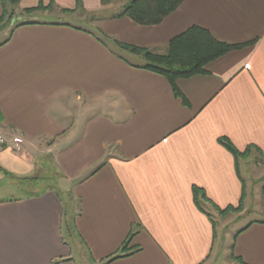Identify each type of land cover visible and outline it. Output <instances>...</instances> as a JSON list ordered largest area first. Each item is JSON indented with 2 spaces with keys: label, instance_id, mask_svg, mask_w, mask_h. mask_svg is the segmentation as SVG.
I'll use <instances>...</instances> for the list:
<instances>
[{
  "label": "crops",
  "instance_id": "0c3cea01",
  "mask_svg": "<svg viewBox=\"0 0 264 264\" xmlns=\"http://www.w3.org/2000/svg\"><path fill=\"white\" fill-rule=\"evenodd\" d=\"M81 2L92 14L114 7ZM77 5L0 0V15L13 10L0 31V126L26 141L21 152L0 144V181L42 170L55 180L29 196L0 192V264H264V0H185L158 25L112 14L92 27L65 16ZM193 25L254 43L179 79L186 105L116 40L162 53ZM220 137L262 154L237 160ZM194 186L223 209L244 194L246 223L219 230ZM132 232L131 253L110 258Z\"/></svg>",
  "mask_w": 264,
  "mask_h": 264
},
{
  "label": "trees",
  "instance_id": "16d2710c",
  "mask_svg": "<svg viewBox=\"0 0 264 264\" xmlns=\"http://www.w3.org/2000/svg\"><path fill=\"white\" fill-rule=\"evenodd\" d=\"M21 0H7L10 5H17ZM185 0H126L121 9L117 13L113 14L111 18H130L133 22L140 25H158L164 20L168 15L173 13L177 7H179ZM114 0H101L102 5L108 6L112 4ZM53 7V2L48 5L38 4L36 7L27 8L28 14L33 13L36 10H46ZM78 10L85 11L81 0H78V5L72 9H63L65 13L75 12ZM13 10L5 9L0 15V31L8 28L11 25ZM94 19V16L92 17ZM87 21V20H86ZM36 21L22 22L17 25L24 23H32ZM14 25V26H17ZM101 34H104L102 30L99 29ZM120 47L128 49L136 54L142 55L146 60V64L143 68L155 72L164 76L170 83L172 90L177 98H180L182 102L189 105V101L182 90L179 88L177 81L182 78H189L194 75L207 73V65L214 61L215 58H219L221 55L228 54L230 51L242 48L249 45L251 42L242 43H227L225 41L219 40L209 29L193 25L186 29L185 31L177 34L170 39L169 43L166 45L165 52H154L148 48L138 47L136 45L124 44L121 41L116 40ZM227 137H220L218 142L223 145L228 151L231 152L238 160L239 158L247 157L253 147H255L258 152L261 150L254 146L249 145L246 150H239ZM262 154V153H261ZM2 170V168L0 167ZM8 173V172H6ZM29 178V177H25ZM52 182V181H50ZM60 198L66 200V195L61 189L58 190ZM193 198L195 205L200 211L207 214L212 221L211 213L208 210L211 206L218 214L227 215L230 212H241L244 209V194L241 198L238 206H229L225 209L218 207L213 204L208 198L204 189L194 186L193 187ZM133 232L128 236V238L121 244L119 251L110 258H117L120 256H125L131 253L132 249L128 243L131 241Z\"/></svg>",
  "mask_w": 264,
  "mask_h": 264
},
{
  "label": "rangeland",
  "instance_id": "374dc122",
  "mask_svg": "<svg viewBox=\"0 0 264 264\" xmlns=\"http://www.w3.org/2000/svg\"><path fill=\"white\" fill-rule=\"evenodd\" d=\"M113 3H114V7L112 9L104 12V13L100 12V13L92 14L91 12L89 13L86 11H82V12H78V13L74 14L73 16L69 15V14L65 15V16H68V18H70L71 21L78 23V25H82L85 27H92V24H93V26L95 25L94 23H96V19L98 17L112 15V14L119 12L116 9L119 6H122V4L124 3V0H114ZM8 6H9V4H8ZM15 6L16 5H13V6L11 5L12 8H15ZM52 9H53V7L50 9H47V10H52ZM47 10H44V12L46 13ZM55 10H56V12L58 11L57 8ZM56 12H54L55 14L53 13L52 15L43 16L42 19H50V20L54 21L57 17ZM62 16H64V15H62ZM79 16H81L83 19L80 18ZM93 16H94V19H92ZM3 38L5 39L4 33L0 32V40ZM151 51H153V50H151ZM154 52L155 51H153V53ZM28 176H24V177L17 176V175L16 176H11V175L4 176L3 180L5 182H8V183L6 185V184H4V181H2V180L0 181V192L2 191L1 194L2 195H15V196L20 195L23 197L29 196V195H31V193H33V191L37 185H40L42 183H44V185H46V184L49 185L50 183L53 184V181L55 182L54 178H52V176L50 177L49 175L45 174L43 170L39 171L38 173H35L32 177L25 178ZM245 176H247V173L245 174ZM251 177H252V175H250V178ZM50 181H52V182H50ZM251 186H252V184H251ZM257 186H258V184H257ZM252 187H253L252 190H254L255 189L254 186H252ZM247 215H248V211L247 210L245 211V208L240 213L239 212H237V213L230 212L227 215H222V216L216 212H214V214H213V216L216 219V222L219 225L218 229L221 230L220 227L222 225H224V226H226L225 227V229L227 230L226 233L230 232V231L232 232L233 229H236V227L244 225V223H246V222L243 218L249 217ZM249 215L251 218L254 216L252 214H249Z\"/></svg>",
  "mask_w": 264,
  "mask_h": 264
},
{
  "label": "built area",
  "instance_id": "2783aa9c",
  "mask_svg": "<svg viewBox=\"0 0 264 264\" xmlns=\"http://www.w3.org/2000/svg\"><path fill=\"white\" fill-rule=\"evenodd\" d=\"M1 125V124H0ZM25 139L19 134H13L12 136H8L3 130L2 126H0V144L10 147L12 151L21 152L23 151L25 146Z\"/></svg>",
  "mask_w": 264,
  "mask_h": 264
}]
</instances>
